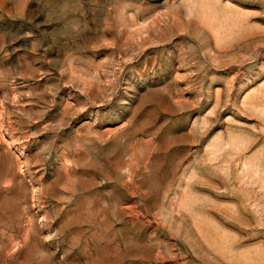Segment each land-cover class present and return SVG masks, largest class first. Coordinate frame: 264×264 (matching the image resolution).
I'll return each instance as SVG.
<instances>
[{"label": "rangeland", "instance_id": "obj_1", "mask_svg": "<svg viewBox=\"0 0 264 264\" xmlns=\"http://www.w3.org/2000/svg\"><path fill=\"white\" fill-rule=\"evenodd\" d=\"M0 264H264V0H0Z\"/></svg>", "mask_w": 264, "mask_h": 264}]
</instances>
